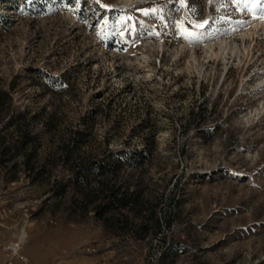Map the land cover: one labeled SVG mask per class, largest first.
Wrapping results in <instances>:
<instances>
[{
    "label": "rangeland",
    "instance_id": "obj_1",
    "mask_svg": "<svg viewBox=\"0 0 264 264\" xmlns=\"http://www.w3.org/2000/svg\"><path fill=\"white\" fill-rule=\"evenodd\" d=\"M262 13L256 0H0L13 98L0 108V264H264V34L241 36ZM224 39L249 58H208ZM112 153V182L141 181L155 205L123 226L84 197L103 176L70 178Z\"/></svg>",
    "mask_w": 264,
    "mask_h": 264
},
{
    "label": "trees",
    "instance_id": "obj_2",
    "mask_svg": "<svg viewBox=\"0 0 264 264\" xmlns=\"http://www.w3.org/2000/svg\"><path fill=\"white\" fill-rule=\"evenodd\" d=\"M12 100L11 91L0 87V108L3 106L10 107L13 104ZM9 120L12 122L15 120V117H10ZM17 133L20 135L21 142L32 140L29 131H23L22 128H17ZM76 134H79V131ZM76 140L74 138L72 142L62 145V151H64L66 157L71 156ZM117 156V153H112L109 161H106V159H86L76 162L70 167V178L76 184L79 182L86 184L90 180L89 174L91 173H97L103 176V179L99 178V187L96 188V193L94 194L92 190L87 189L83 191L84 197L88 203L94 204L95 214L99 219H102L104 222L115 221L123 226L124 224H129V217L124 214V211H132L139 214L146 203L147 208L154 213L155 205L151 203V198H148L146 201L142 198L143 183L141 181L137 183L112 182L113 179L117 178L121 168ZM106 214H110V217H107ZM169 251L170 248H167L162 253L160 262H164Z\"/></svg>",
    "mask_w": 264,
    "mask_h": 264
},
{
    "label": "bare ground",
    "instance_id": "obj_3",
    "mask_svg": "<svg viewBox=\"0 0 264 264\" xmlns=\"http://www.w3.org/2000/svg\"><path fill=\"white\" fill-rule=\"evenodd\" d=\"M184 1V0H183ZM262 15V14H261ZM261 15L257 19V21L253 24V27H250L248 30H245L241 36L243 39L246 37L254 38L255 34H258L261 31L264 34V18H261ZM218 46V52L215 51V47ZM252 48L251 46L244 48V52L240 50L238 44H235L234 41L229 40H221L218 44H207L206 52L208 53V58L221 57L224 60L227 59L228 55H232V57L237 56L238 61L241 63L243 61L242 57L245 56L247 59L251 55ZM261 85L264 86V78L261 81ZM264 92V87L261 88Z\"/></svg>",
    "mask_w": 264,
    "mask_h": 264
},
{
    "label": "built area",
    "instance_id": "obj_4",
    "mask_svg": "<svg viewBox=\"0 0 264 264\" xmlns=\"http://www.w3.org/2000/svg\"><path fill=\"white\" fill-rule=\"evenodd\" d=\"M7 250H9L12 254H19L20 251V244L19 242H11L7 245ZM20 258L23 260H26V257L24 255H20Z\"/></svg>",
    "mask_w": 264,
    "mask_h": 264
},
{
    "label": "snow or ice",
    "instance_id": "obj_5",
    "mask_svg": "<svg viewBox=\"0 0 264 264\" xmlns=\"http://www.w3.org/2000/svg\"><path fill=\"white\" fill-rule=\"evenodd\" d=\"M209 2H212V0H209ZM256 2H257V3H262V2H264V0H256ZM145 14H148L147 11L145 12ZM261 18H264V13H262ZM206 23H207V22L200 23V24H198L197 26L203 28V27H205ZM186 35H187V36H191L192 33H191V32H188V33H186Z\"/></svg>",
    "mask_w": 264,
    "mask_h": 264
}]
</instances>
